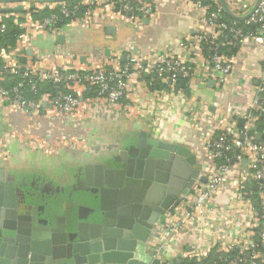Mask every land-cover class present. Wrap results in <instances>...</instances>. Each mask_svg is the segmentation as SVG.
I'll use <instances>...</instances> for the list:
<instances>
[{
  "label": "built area",
  "instance_id": "2783aa9c",
  "mask_svg": "<svg viewBox=\"0 0 264 264\" xmlns=\"http://www.w3.org/2000/svg\"><path fill=\"white\" fill-rule=\"evenodd\" d=\"M106 2L127 18L136 20L138 26L142 25L143 19L155 14L154 5L142 1ZM183 2H189L197 13L192 17L194 34L166 44L160 52L153 51L144 57L129 51L122 66H101L90 73L5 63L0 65V80H5L8 74H20L28 79L26 85L32 91L37 89L36 84L30 81L33 78L62 84L67 90L81 85L88 91H95L92 96L95 112L129 114L131 108H136L141 112L138 117L141 123L149 127L156 138L164 140L168 138L164 127L170 122L168 114L171 109L176 104L184 110L192 109V117L183 115V118L203 139L202 149L196 158L200 175L206 176V181L197 180L193 193L181 195L175 208L156 223L148 240L149 247L155 257L164 260L187 235L195 243L187 258L195 264H264V138L256 140L253 131L258 115L264 114V0L255 7V2L248 7L246 0H228L239 12L248 14L243 20L244 26L237 24L236 20H224L222 8L218 5L211 7L204 0ZM81 7L79 3L70 6L65 1L58 2L62 17L86 24L91 12L87 6L78 15ZM56 20L57 15L51 14L40 21L39 27L57 33ZM5 28V24L0 23V33ZM226 46L236 47V52L229 54L222 50ZM247 69L251 75L243 80L238 71ZM193 75L200 88L213 81L218 92L248 87L252 98L242 111L244 122L239 125L227 118L210 115L207 105L195 97V91L177 89L178 76L191 78ZM253 81L257 84H252ZM156 82L160 87H153ZM23 88V80L8 88L0 85V104L21 115L20 122L24 126L17 133L30 146L37 144V118L45 105L57 111L60 117L71 119L81 103L70 91L57 89L54 93L32 99L24 95ZM212 129H224L226 133L214 137ZM243 162L252 171L251 176L258 185L257 208L250 207L247 214L240 213L237 208L235 210L232 202H222L227 187L239 177L242 179L241 174L246 172ZM215 221L219 222L217 232L223 243L217 248V235L210 228L211 222ZM223 223L226 228H223ZM212 252L216 255L214 259L210 258ZM150 261L151 258L145 262L149 264ZM166 264L175 263L167 261Z\"/></svg>",
  "mask_w": 264,
  "mask_h": 264
},
{
  "label": "crops",
  "instance_id": "0c3cea01",
  "mask_svg": "<svg viewBox=\"0 0 264 264\" xmlns=\"http://www.w3.org/2000/svg\"><path fill=\"white\" fill-rule=\"evenodd\" d=\"M136 1L152 4L155 8V14L147 18V21L143 19L141 26L137 25L136 20L127 18L118 8L109 5L106 0H79L78 3L82 4L84 9L89 6V22L83 24L80 21L68 20L62 23L54 34L39 27L40 21L49 15H35L44 8L54 9L58 2H0V8L22 5L21 11H0V23L8 18L20 31L12 42L7 39L0 41V65L8 63L11 66L24 65L45 70L55 67L90 73L101 66H122L129 51L147 57L153 51L160 52L168 43L194 34L192 17L197 13L189 2ZM225 1L233 14L244 15L228 0ZM211 2L220 6L219 0ZM246 2L249 7L255 0ZM57 35H62V39L57 40ZM238 73L243 80L251 75L249 69ZM6 80H0V85L4 86ZM252 84L256 85L257 81ZM70 90L81 102L74 117H60L57 111L45 105L37 118L36 145L30 146L18 136L20 133L17 132H21L24 126L23 122H20L21 115L0 104V168L4 169L6 182L13 184L17 193L25 195L28 207L32 205L33 199L37 206H42L44 200H47L46 206L56 211V215L49 214L51 223L54 224L58 216L66 217L68 227L73 233L72 238L76 239L74 235L78 222V206L88 204L87 198L90 196L89 187L85 184L84 166L97 162L115 166L113 158L118 155L120 149L132 146L139 131L150 132L152 136L154 134L149 127L141 123L138 118L141 112L136 108H131L129 114L95 112L93 95H87V89L77 85ZM189 90L195 91L197 100L207 105L210 115L227 118L229 122L239 125L244 122L241 120V114L252 98L248 87L237 91L226 89L224 92H218L214 84L210 85L209 82L200 88L198 79L193 75L190 78ZM192 114V109L184 110L176 104L168 114L170 122L164 129L167 141L185 145L197 156L202 149L203 139L197 136L196 131L183 118V115L192 117ZM254 128V134L260 133L261 139L264 138L262 131L256 127V121ZM221 130L211 131L214 137H218L226 133L224 129ZM242 167L246 170L241 174L243 180L239 177L227 187L222 202H232L235 210L237 208L240 213L247 214L250 207L257 208L258 203L254 202L258 195V185L245 162ZM196 185L197 182L189 193H193ZM262 187L264 191V180ZM61 205L68 206L71 217L68 218L64 213L61 215L57 211ZM162 219L163 217L159 221ZM239 223L241 224V220ZM223 224V228H226L227 225ZM155 226L156 224L154 228ZM219 226L218 221L210 224V228L217 235L216 248L223 245L217 232ZM192 245H195L192 238L184 235L174 251L164 260L188 259ZM147 249L152 250L149 246ZM135 256H138V253Z\"/></svg>",
  "mask_w": 264,
  "mask_h": 264
},
{
  "label": "water",
  "instance_id": "95a60500",
  "mask_svg": "<svg viewBox=\"0 0 264 264\" xmlns=\"http://www.w3.org/2000/svg\"><path fill=\"white\" fill-rule=\"evenodd\" d=\"M24 1L28 0H0ZM259 2L256 0L253 7ZM219 3L232 19L248 16L233 14L225 0ZM21 10V4L0 8L1 12ZM56 39L61 40L62 35ZM260 138L256 133L255 139ZM113 160L115 166L103 162L84 166L90 196L89 205L78 206L76 239L66 217L58 216L51 223L49 214L56 215V211L46 206L47 200L37 206L33 199L28 207L25 195L6 182L0 168V264H147L149 258V264H166L147 249L148 239L154 225L175 208L180 196L190 192L197 180L206 181V176L200 175L196 155L185 145L141 130L132 146L120 149ZM181 261L176 259L175 264Z\"/></svg>",
  "mask_w": 264,
  "mask_h": 264
},
{
  "label": "trees",
  "instance_id": "16d2710c",
  "mask_svg": "<svg viewBox=\"0 0 264 264\" xmlns=\"http://www.w3.org/2000/svg\"><path fill=\"white\" fill-rule=\"evenodd\" d=\"M79 0H67L65 1L66 4L72 6L74 4H77ZM205 3L209 4L211 7H214L215 5L211 2V0H204ZM83 8L84 6L81 7V9L79 10L78 12V15H81L82 12H83ZM51 13L53 14H56L57 15V20H56V26L59 27L62 23L70 20V18H64L60 15L59 13V9H58V5L54 8V9H48V8H44L40 11V13L36 14L35 17H40V16H47V15H50ZM222 18L224 20H235V19H232L230 18L229 16H227L223 10H222ZM237 24H240L242 26H244V22L243 20H236ZM5 24V31L3 33H0V41L2 40H9V41H13V39L18 35V33L20 32L18 27L14 26L11 22L10 19H5L4 22H2ZM222 50L226 51L227 53L229 54H233L236 52V47H230V46H226L224 47ZM6 85L4 84V87L5 88H8V87H11L15 84H17V82H19L20 80L24 81V95L27 97V98H32V99H38L40 97L43 96V94L46 92V91H49L50 93H54L57 89L58 90H62L63 92H72L71 90H67V88H64V86H62V84H59V85H55L54 83L52 82H40L38 81L37 79L33 78L31 79L30 81L34 82L36 84V91H32L29 89V87L26 85L29 81L28 79H25V78H22L20 76V74L18 75H13V74H8L7 77H6ZM149 80V78H146ZM3 86V85H2ZM153 87H160V83L156 82L154 84ZM176 87L177 89H180L182 91H188L189 90V87H190V78H182L181 76H178L177 77V84H176ZM73 93V92H72ZM87 95H94L95 94V91L94 90H89L87 91ZM256 127L259 131H262L263 135H264V114H260L258 115V118L256 120ZM234 251H232L231 253H233ZM215 253L212 252L211 255H210V258L211 259H214L215 258ZM172 262L175 263V259H172L171 260ZM181 264H195L191 259H186V258H183L182 261H181Z\"/></svg>",
  "mask_w": 264,
  "mask_h": 264
},
{
  "label": "rangeland",
  "instance_id": "374dc122",
  "mask_svg": "<svg viewBox=\"0 0 264 264\" xmlns=\"http://www.w3.org/2000/svg\"><path fill=\"white\" fill-rule=\"evenodd\" d=\"M80 205H81V204H79V206H80ZM57 211L60 212L61 215H62V213H64V215H65V216L67 215L68 218L71 217L70 209L68 208L67 205H61V206H59L58 209H57Z\"/></svg>",
  "mask_w": 264,
  "mask_h": 264
}]
</instances>
